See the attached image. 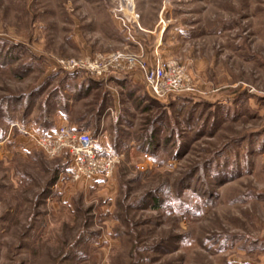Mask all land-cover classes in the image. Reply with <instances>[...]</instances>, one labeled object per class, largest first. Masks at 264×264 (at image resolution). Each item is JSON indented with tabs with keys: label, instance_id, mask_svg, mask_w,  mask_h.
Instances as JSON below:
<instances>
[{
	"label": "rangeland",
	"instance_id": "374dc122",
	"mask_svg": "<svg viewBox=\"0 0 264 264\" xmlns=\"http://www.w3.org/2000/svg\"><path fill=\"white\" fill-rule=\"evenodd\" d=\"M128 3L0 0V264H264V0ZM159 61L186 91L148 93ZM61 124L110 178L39 147Z\"/></svg>",
	"mask_w": 264,
	"mask_h": 264
},
{
	"label": "built area",
	"instance_id": "2783aa9c",
	"mask_svg": "<svg viewBox=\"0 0 264 264\" xmlns=\"http://www.w3.org/2000/svg\"><path fill=\"white\" fill-rule=\"evenodd\" d=\"M123 57L126 56L115 53L108 56L98 55L95 58L73 59L67 66L72 69L83 68L93 74H102L111 66L117 67ZM126 60L131 67L140 64L131 56ZM167 67L170 72L167 71ZM172 69L171 65L159 61L154 68L146 72V88L151 96L164 98L187 90L178 73L172 72ZM34 139L50 157H59L65 152L70 155L68 173L74 181L108 179L120 161L119 155L111 151L100 135L96 136L91 131L70 127L67 124L59 125L54 133L50 131L35 133Z\"/></svg>",
	"mask_w": 264,
	"mask_h": 264
},
{
	"label": "trees",
	"instance_id": "16d2710c",
	"mask_svg": "<svg viewBox=\"0 0 264 264\" xmlns=\"http://www.w3.org/2000/svg\"><path fill=\"white\" fill-rule=\"evenodd\" d=\"M52 128H50V129H48L47 131H50ZM66 153V155H67V158L70 160V162H71V159H70V155L67 153V152H65Z\"/></svg>",
	"mask_w": 264,
	"mask_h": 264
},
{
	"label": "bare ground",
	"instance_id": "6f19581e",
	"mask_svg": "<svg viewBox=\"0 0 264 264\" xmlns=\"http://www.w3.org/2000/svg\"><path fill=\"white\" fill-rule=\"evenodd\" d=\"M129 1V3H128V7H133V5L131 4L132 3V0H128Z\"/></svg>",
	"mask_w": 264,
	"mask_h": 264
},
{
	"label": "crops",
	"instance_id": "0c3cea01",
	"mask_svg": "<svg viewBox=\"0 0 264 264\" xmlns=\"http://www.w3.org/2000/svg\"><path fill=\"white\" fill-rule=\"evenodd\" d=\"M57 127H58V126H57ZM57 127H56V128H57ZM56 128H54V129H51V130H50V132H51V133H54V132H55V130H56Z\"/></svg>",
	"mask_w": 264,
	"mask_h": 264
}]
</instances>
